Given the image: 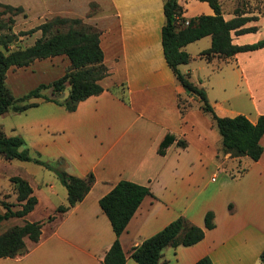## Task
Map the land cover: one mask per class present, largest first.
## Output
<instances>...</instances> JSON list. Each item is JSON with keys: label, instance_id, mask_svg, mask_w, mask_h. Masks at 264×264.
Returning a JSON list of instances; mask_svg holds the SVG:
<instances>
[{"label": "crops", "instance_id": "0c3cea01", "mask_svg": "<svg viewBox=\"0 0 264 264\" xmlns=\"http://www.w3.org/2000/svg\"><path fill=\"white\" fill-rule=\"evenodd\" d=\"M177 2L186 19L213 14L206 1ZM0 3L23 8V12L14 16L16 34L55 16L80 18L92 24L100 32L99 44L108 69V75L98 81L103 91L80 101L74 111L43 98H32L36 106L0 114V129L7 136H21L32 158L43 161L62 158L61 167L68 174L94 176L85 197L60 213L56 207L66 203V189L58 185L52 171L33 161L14 163L0 159V177L18 176L27 180L37 198L33 210L21 218V224L24 220L42 222L39 240L32 243L26 239L25 254L2 257L0 264H102L115 234L99 199L122 179L147 185L151 191L119 237L125 264H138L130 257L131 248L178 216L203 227L209 210L214 213L215 226L205 230L203 239L190 246L165 247L159 264H194L204 256L212 264H264L259 258L264 249V133L258 160L231 157L220 151L221 137L210 115L199 108L195 96H188L165 60L161 40L164 0H0ZM241 35L232 33L233 42L243 44ZM40 36V30L19 35L21 48L32 45ZM210 42V36H204L185 45L183 49L191 60L180 65V70L205 90L218 116L244 114L255 122L264 114V48L246 52L249 53L246 59L240 58L245 52L232 57L239 62L235 72L237 83L246 87L245 95L252 105L251 111L242 112L229 106L230 97L224 95L223 85L213 82L205 85L199 66L193 65L195 60L204 62L205 68L210 67L218 78L223 59L214 56L207 61L200 57ZM253 52L263 55H251ZM56 57L9 68L5 82L13 95L23 96L38 84L63 75L61 67L59 74L49 76L52 69L59 67L53 64ZM42 93L50 94L49 90ZM185 96L191 105L181 114L178 99ZM166 133L184 139L186 146L174 142L164 155L158 154L157 148ZM28 163L48 170L55 178L36 180L32 167L25 165ZM11 166L25 171L9 174L7 168ZM41 208L44 214L40 219H29ZM49 216L54 217L45 220Z\"/></svg>", "mask_w": 264, "mask_h": 264}, {"label": "trees", "instance_id": "16d2710c", "mask_svg": "<svg viewBox=\"0 0 264 264\" xmlns=\"http://www.w3.org/2000/svg\"><path fill=\"white\" fill-rule=\"evenodd\" d=\"M200 1H206L212 8L213 14L188 18V24H185L186 18L182 15L183 9L177 0H164L165 22L161 29V40L165 60L188 95L195 96L200 102L199 108L210 115L221 137L220 151L224 154L228 153L231 157L247 156L252 160H258L263 151L260 139L264 133V114L259 115L255 122H251L244 114L232 117L218 116L209 103L205 90L194 84L189 79V75L179 68L180 65L187 64L191 60L189 53L183 47L204 36L211 38L210 46L200 52V57L207 61L214 56L227 59L240 52L264 48V37L243 44L234 43L232 38V33L241 35L255 32L257 27L246 26V23L257 17L246 16L236 11L233 17L226 19L219 0ZM20 12H23L21 6L14 7L0 3V114L8 111L22 112L36 106L37 103L31 101L32 98H43L63 106L67 111H74L80 101L103 91L98 81L108 75V69L103 62L99 30L86 25L80 18L55 16L27 32L16 34L11 30L14 22L12 16ZM7 14V20H2ZM35 30H40L41 36L32 45L11 48L19 35L32 33ZM60 55L69 60V66L63 75L49 83L38 84L23 96L13 95L5 82L9 68L27 66L36 59ZM66 89L67 94L61 99ZM45 90H49L50 94H43ZM121 98L124 100V95H121ZM178 107L181 114H184L190 104H185L179 98ZM174 142L180 147L186 146L184 139L166 133L157 148L158 154L164 155ZM24 144L21 136H7L0 129V157L6 160L33 161L52 171L65 187L66 203L58 205L56 212L68 211L85 197L94 181L92 173L86 177L68 174L61 167L62 158L56 161L32 158ZM9 182L13 186L19 208L12 209L10 204L3 202L4 211L0 213V222L12 217H24L37 203V198L27 180L11 176ZM147 195H151L147 185L122 179L99 199V205L109 219L115 234L113 243L104 254L102 264H125L126 255L119 237ZM53 217L49 216L48 220H52ZM214 226V213L210 210L205 213L203 227L191 223L180 215L139 245L132 247L130 257L138 264H159L165 247L193 245L203 239L206 229ZM41 227V221L25 220L23 224L13 225L1 233L0 258L25 254L28 251L26 239L32 243L37 242L41 235ZM259 258L264 263V249ZM194 264H212V261L208 256H204Z\"/></svg>", "mask_w": 264, "mask_h": 264}, {"label": "rangeland", "instance_id": "374dc122", "mask_svg": "<svg viewBox=\"0 0 264 264\" xmlns=\"http://www.w3.org/2000/svg\"><path fill=\"white\" fill-rule=\"evenodd\" d=\"M219 1L221 3L222 10H223L226 18L234 16L236 11L238 13L239 12L243 13V15H246V16H256L257 17V19L251 20V21L246 23V26L255 25L257 27V30L255 32H251L248 34L241 35L240 38L238 37L241 41H243V43L254 42V41L264 37V0H219ZM92 11H94V9ZM92 13L93 12H91L89 14V16ZM14 16H12V18L14 19V22L11 25L12 31H13V25L15 23ZM7 18H8V14L4 15L2 20L6 21ZM82 21H83V19H82ZM84 23L88 26H92V27L96 28L95 26H93L90 23H87V22H84ZM25 25L28 26V24H25ZM25 25H21V26H25ZM235 38H237V37H235ZM11 46H13V48L22 47L23 43L19 42V38H18V40L15 43H13ZM248 55H249V53H246V52L242 53L240 58L246 59V57ZM251 55L261 56L263 54L253 52ZM66 61H67V58L65 56L60 55V56L56 57L53 60V64L57 63V65L59 67H57L56 69H52L51 70L52 72L49 73V76L51 78L55 77L57 74H59L61 72V67L63 68V71H65L66 68L69 66V64H66ZM238 61H240V60H238ZM193 63H194L193 65L199 66V69H200L199 72L201 75L204 76V80L206 82L205 85L210 86V82H213L214 84H217L218 86L220 84V85H223L225 87V89H224L225 94L224 95H227L230 97L229 106L232 109L239 110L242 112L251 111L252 105L250 104V102L248 101V99L246 98V95H245L246 94L245 91L247 89L245 86H243V84L239 85L237 83V77H236L235 72H236V67L239 64V62L235 61L232 58L223 59V61L221 62V67H220V68H222V71L220 72L218 78L216 76L217 79L215 78L216 74H212L210 72V67L205 68L206 66H205L204 62H201L199 60H195V62H193ZM202 66H203V68H202ZM219 91H222V90H219ZM66 94H67V89L63 92L61 99L64 96H66ZM188 96H190V95H188ZM188 96H185L181 99L184 101L185 104L188 103L191 105V100L189 99ZM0 159H4V158L1 157ZM14 163H22V162L14 160ZM25 165H29L32 167L31 172H32V175L35 176L34 178L36 180H40L42 178L48 179L51 177L55 178V176L50 174V172H48V170H45L44 168H41L37 165H34L33 163H28ZM23 171H25L23 168L16 169L13 166L7 168V172L9 174H13L15 172H23ZM26 171H27V169H26ZM46 173H48V174H46ZM9 177H11V176L8 175V176H5L4 178L0 177V187H1V189H0L1 190L0 191V213H2L4 211V209L2 207L3 202L10 204L12 209L19 208V205H18L17 200H16V195L14 196L12 193L13 192V186L9 182ZM57 183H58V185L61 184L59 180H57ZM60 187H62V186H60ZM62 191H64L63 187H62ZM37 194L40 198L42 197L40 192H38ZM53 199H55V197H53ZM43 212H44L43 208H41L40 210H37V212L34 215H31L29 219L38 220L41 218L40 215L44 214ZM45 220H48V218L45 217ZM21 222H23L21 220V218H16V217H12V218L1 221L0 222V234L3 233L5 230H7L9 227H11L13 225H20Z\"/></svg>", "mask_w": 264, "mask_h": 264}, {"label": "built area", "instance_id": "2783aa9c", "mask_svg": "<svg viewBox=\"0 0 264 264\" xmlns=\"http://www.w3.org/2000/svg\"><path fill=\"white\" fill-rule=\"evenodd\" d=\"M185 24H188V19H186Z\"/></svg>", "mask_w": 264, "mask_h": 264}]
</instances>
